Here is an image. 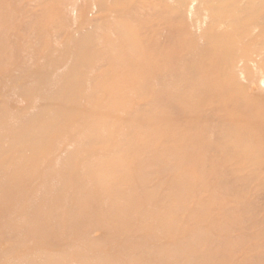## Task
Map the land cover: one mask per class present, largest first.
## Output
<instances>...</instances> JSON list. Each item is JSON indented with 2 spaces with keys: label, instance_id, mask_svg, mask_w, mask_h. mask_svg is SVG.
<instances>
[{
  "label": "rangeland",
  "instance_id": "1",
  "mask_svg": "<svg viewBox=\"0 0 264 264\" xmlns=\"http://www.w3.org/2000/svg\"><path fill=\"white\" fill-rule=\"evenodd\" d=\"M119 1L0 0V264H264V163L242 156H264V144L228 154L213 135L242 121L236 136L255 141L264 86L256 72L203 70L219 30L198 37L189 24L202 13L243 21V0ZM254 4L264 15V2ZM90 29L100 34L81 64ZM192 40L193 57L183 50L177 72L162 69V57ZM263 40L264 32L250 34L222 53L252 71ZM205 81L242 92L229 104L209 91L194 95ZM76 83L83 87L70 96L51 92ZM43 96L64 109L23 126ZM97 108L106 126L76 123ZM79 136L86 139L75 145ZM81 160L95 170L68 163ZM66 162L72 187L53 177ZM248 173L255 176L243 182Z\"/></svg>",
  "mask_w": 264,
  "mask_h": 264
},
{
  "label": "bare ground",
  "instance_id": "2",
  "mask_svg": "<svg viewBox=\"0 0 264 264\" xmlns=\"http://www.w3.org/2000/svg\"><path fill=\"white\" fill-rule=\"evenodd\" d=\"M100 0H96V4L99 2ZM110 0H105V2L107 3ZM218 2H222L223 0H216ZM122 5L125 4V2H123V0L119 1ZM259 2H264V0H243L242 2H240V4H238L239 9L242 12V17H243V21H241L240 17L235 16L234 14H231L228 18H226V21H221L219 18H211L209 17L206 13H202L199 17L197 18H193V20H190L189 23L190 24V28H191V33L193 34V36H203L205 38H207V36L212 32L213 34H215L214 32L219 30V36H218V40L221 41V43H219V45L215 48H212V56H208L205 59L204 62V69L206 70L207 68V72H213L217 69L221 70L222 74L225 75V77H228L230 75V73L232 71H234V74H242L243 78H247L249 76L250 73L252 72H256L258 77L260 78L261 83L264 86V40L261 41L262 44V49L260 50V54L258 56H256V59L254 61L253 67H252V71L250 66L252 65H245V67L243 68L239 62L238 57H231L228 56L227 54H223L222 53V49H227L230 51V49L232 50V46L235 45L236 41H241L242 38H244L245 36H248L250 34H257L258 32H264V15H260V13H257L256 11L259 10V7L254 4V3H258ZM95 4V5H96ZM198 6V1H195V3L193 4V9H195ZM167 15H169L170 17L172 16L171 11H167L166 12ZM166 13H162V15L166 14ZM175 14V13H174ZM189 16L191 17V14H189ZM219 23L221 25V27H214V29L212 31H210V29L207 31V28L211 25H214L215 23ZM262 23V24H261ZM227 32V33H226ZM117 33L121 36H125L126 30H124V28L121 26L117 28ZM226 33V35H225ZM100 34V32H96L90 29V31L88 32L87 35H85V40L88 43V48L86 49V52L83 54H80V57L78 58L80 61H82L81 64H83L84 60L86 57L89 56V54L92 52L91 50V45L93 44V42L96 40L97 36ZM217 34V33H216ZM225 35V36H224ZM214 37V36H213ZM84 40V41H85ZM198 43H196L194 40L192 41H188L187 43H184L182 45H180L178 48H176L177 50L167 54L165 57L161 58V61L164 62V66L162 69H164L165 67L172 68L173 70L176 71L177 68L182 67L184 65L181 64L182 62L178 63V55L180 52H182L183 50H188L191 51V54L186 58V59H190L191 57H193V52L194 51H198ZM135 55V54H134ZM212 57L215 59L213 60ZM163 64V63H162ZM135 68H137V64H134ZM82 66V65H81ZM162 66L157 67L158 69H160ZM263 68V72L260 71V68ZM177 72V71H176ZM251 75V74H250ZM205 86L200 89L198 88L195 92L194 95L197 94H202L203 91H209L210 93H212L213 95H219L218 99L220 102L222 103H227L229 104V102H231L233 100L232 96H236L237 93L240 94L242 92V87H240V89H236L235 87L233 88H226L224 86H219V85H215L214 83L211 84V82L205 81ZM83 84L80 83H76L72 86L66 87L67 90H62L61 88H57L54 89V91H51L53 94L57 95L58 98H62L65 96H70L76 92H78ZM150 86V85H149ZM80 88V89H78ZM135 90H137L136 88H134ZM56 90V91H55ZM234 92V93H233ZM44 99L42 100V102L44 103V107L43 109L39 110V112L33 116L35 117H30L28 116L25 119V123L23 124V126L27 125V124H34L36 123L39 118H42L43 115H45L47 113V111L50 110V108H57V109H61L63 110L64 107H62L58 102H57V98H52L43 96ZM174 97V96H173ZM53 104V105H52ZM249 102H245L244 103V108H248L249 107ZM74 106V103L72 104V106H68L67 108H71ZM195 106V108L198 107V105H193ZM189 108V107H188ZM191 109H194V107H190ZM200 108V107H199ZM201 109V108H200ZM71 111H73V108L70 109ZM202 110V109H201ZM205 110H208V108H205ZM195 112V110H194ZM201 112V111H200ZM106 112H104L103 110L97 108L95 111L86 114V115H82L79 116L76 120V123L82 126H87V125H92L95 126V129L101 127L102 126H106L107 125V121H106ZM204 114V113H203ZM205 115V114H204ZM201 116V114H200ZM202 119H206V115L202 117ZM208 119V118H207ZM214 122H221L223 120L220 119H214ZM253 120L255 122H257L258 124H260L259 129H257L255 131V136L257 138H255V141H248L243 137L242 135H239V137L236 136L235 132L238 131H242L243 133H245L246 128L243 127V122L240 121L238 122L239 124H237L233 129L232 128H228V133H224L223 131L219 130L220 132H218L217 130L213 131V135H220L223 136L225 139L224 143L225 144H219L216 146V148H218L219 150L223 151L224 153H233V152H238L239 150H243V152H255L257 150V148H255L256 146H254L255 144L259 147L263 146L264 144V111H258L256 112V114L254 115ZM75 122V121H74ZM234 126V125H233ZM43 130V129H41ZM44 130H47L44 129ZM50 133V130L46 131V134ZM226 134V135H225ZM228 135L230 136V139H228ZM75 145H81L82 142L85 141L86 138L83 139V137L79 136V137H75ZM73 140V139H72ZM257 141V142H256ZM219 142V141H218ZM74 143V142H73ZM255 143V144H254ZM69 151V150H68ZM37 153V152H35ZM73 153V151H71L70 153L66 154L67 159L69 156H71ZM245 160H249L251 161L252 159L257 161V165H263L262 162L264 163V156L262 154H259L258 151H256V154L254 153V156L252 155H246V153H244V155H242ZM251 157V158H250ZM262 159V162H261ZM70 163V165L72 164H77L79 166H81L82 170H95V165L96 162L93 161L94 166H89V164H82V160L79 161H75V162H68ZM67 162L65 163L64 167L62 168L61 165L60 167H58L57 169L54 170L55 174H53L56 183L57 184H63L62 182H64V184L67 186H74L76 183L73 180V177L71 176V174H69L68 172H72L73 168H69V164ZM85 167V169H83V167ZM227 172L225 173V176H227ZM255 175L253 173H248L245 176H242L241 179L243 180V182H249L252 180V178ZM103 178L101 177V174L97 177V182L101 181ZM84 188L86 187V189H88V191L95 193L98 189V187H96V185H94V183H84L83 184ZM49 192L46 193L45 197H48ZM42 199L44 200V203L48 201V199H44L42 197ZM71 199V198H70ZM111 203V202H110ZM113 204L108 205L110 208L113 209H120L121 204H115L114 202H112ZM45 205V204H44ZM154 228H157L154 226ZM68 255V254H67ZM68 258H70L68 256ZM76 258L74 257L73 260H75ZM72 260V261H73Z\"/></svg>",
  "mask_w": 264,
  "mask_h": 264
}]
</instances>
